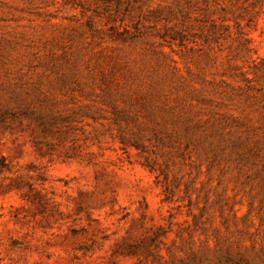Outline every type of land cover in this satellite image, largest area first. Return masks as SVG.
Segmentation results:
<instances>
[{"label": "rangeland", "instance_id": "374dc122", "mask_svg": "<svg viewBox=\"0 0 264 264\" xmlns=\"http://www.w3.org/2000/svg\"><path fill=\"white\" fill-rule=\"evenodd\" d=\"M0 264H264V0H0Z\"/></svg>", "mask_w": 264, "mask_h": 264}]
</instances>
